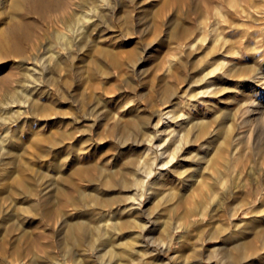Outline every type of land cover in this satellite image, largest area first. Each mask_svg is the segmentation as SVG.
I'll return each mask as SVG.
<instances>
[{"label":"rangeland","instance_id":"obj_1","mask_svg":"<svg viewBox=\"0 0 264 264\" xmlns=\"http://www.w3.org/2000/svg\"><path fill=\"white\" fill-rule=\"evenodd\" d=\"M85 1L0 0V264H264V0Z\"/></svg>","mask_w":264,"mask_h":264},{"label":"bare ground","instance_id":"obj_2","mask_svg":"<svg viewBox=\"0 0 264 264\" xmlns=\"http://www.w3.org/2000/svg\"><path fill=\"white\" fill-rule=\"evenodd\" d=\"M84 1V5H85V3H86V1L85 0H83ZM79 30V29H78ZM80 32V31H79ZM81 33H82V31H81ZM9 45H10V43H9ZM2 47H3V45H2V43L0 42V52H2L1 50H2ZM11 49L12 50H9V51H11V52H18V51H20V46L19 45H16V44H11ZM7 50H8V48H7ZM6 50V51H7ZM39 59H40V57H39ZM42 60V59H41ZM14 101H17V102H20V103H22V104H27V103H29L30 102V99H26V97L24 96V95H22V97H18V98H16ZM5 103H8V101L7 102H5ZM9 104V106H10V103H8ZM6 109V108H5ZM10 110H12V108L10 109ZM13 110H15V109H13ZM18 110V109H17ZM8 111V110H7ZM6 111V112H7ZM10 112V111H9ZM22 113V112H21ZM10 114V113H9ZM17 114H19V113H17ZM8 115V114H7ZM4 116H6V115H4ZM9 116V115H8ZM6 120L8 119L7 117L5 118ZM9 120V119H8ZM264 151V150H263ZM23 180V179H22ZM22 182V181H21ZM23 184V183H22ZM22 184H20V185H22ZM126 185V184H125ZM253 229H254V227H253ZM84 231H85V226H84V224L83 223H75V225H74V227H73V229H72V231H71V236L74 238V240L77 242V244H81L82 243V233H84ZM256 233H257V236L259 237H263L264 238V227H258L257 229H256ZM254 235V234H253ZM255 237V236H254ZM259 237V238H260ZM258 238V239H259ZM250 239V238H249ZM253 239V238H252ZM251 239V240H252ZM254 239H257V238H254ZM245 240V239H244ZM247 240V239H246ZM250 240V241H251ZM262 241H264V240H262ZM249 242V241H248ZM247 242H245V241H243V242H240V243H238L237 244V248L239 249V250H243L242 248H243V246H245L246 247V244ZM254 243H256V242H254ZM253 243V244H254ZM261 243V242H260ZM252 243H250V245H253ZM262 245V244H261ZM257 246V245H256ZM250 247V246H249ZM253 246H251V248H252ZM236 248V247H235ZM255 248V247H254ZM245 249V248H244ZM247 249V248H246ZM240 254V253H239ZM239 254H238V256H239ZM229 256H231V255H229ZM241 256V255H240ZM228 257V256H227ZM236 259H238V257L236 258Z\"/></svg>","mask_w":264,"mask_h":264}]
</instances>
